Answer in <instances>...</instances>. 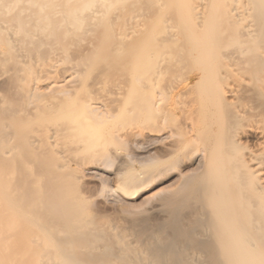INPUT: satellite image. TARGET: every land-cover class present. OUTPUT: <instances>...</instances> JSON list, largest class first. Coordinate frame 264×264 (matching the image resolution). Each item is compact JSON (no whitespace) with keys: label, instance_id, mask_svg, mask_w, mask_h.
Here are the masks:
<instances>
[{"label":"bare ground","instance_id":"obj_1","mask_svg":"<svg viewBox=\"0 0 264 264\" xmlns=\"http://www.w3.org/2000/svg\"><path fill=\"white\" fill-rule=\"evenodd\" d=\"M88 1H96L99 8L111 0H0V39L15 43L13 34H4L14 32L16 26L26 27L33 20L40 29L52 14L57 15L54 21L69 19L83 12ZM149 7L153 13L142 17L137 43L122 41L124 49L118 50L131 55L138 48L134 79L140 84L141 99L133 105L144 121L135 132H113L115 140L125 142L124 154L92 149L94 164L87 170L73 172L69 164L53 167V158L46 153L53 155L60 135L66 146L73 134L78 143L75 151L84 146L86 136L77 133L79 125L50 124L52 132L42 143L23 133L27 117L1 109L4 100L0 101V122L4 121L0 124V241L13 243L15 249L34 242L31 254L44 258V264H111L103 250L85 244L104 218L83 222L90 218L91 204L76 181L90 171L87 175L100 180L106 202L133 217L147 200L149 186L159 191L156 199L168 211L176 233L182 230L177 223L185 207L204 216L211 231L210 248L219 249L220 264H264V0H159ZM171 48L175 61L188 69L183 84L196 97V105L187 110L176 130L165 131L169 114L165 93L158 88L151 97L148 84L154 78L155 85L162 70L157 63ZM105 52L102 58L110 59L112 51ZM24 71L26 87L19 97L29 104L48 95L41 111L42 121L50 122L51 111L72 97L74 85L42 87L28 64ZM84 108L97 120L107 121L113 115L110 106L94 98L85 100ZM150 111L153 123L147 121ZM244 138L251 146H244ZM40 144L48 151L29 157L32 146ZM16 153L15 169L5 174L2 166L13 164ZM112 178L119 180L117 186ZM27 215L30 221L24 229L20 220ZM136 221L138 238L151 233L141 219ZM170 226L165 222L160 231ZM150 255L156 261L149 263L163 264L156 251Z\"/></svg>","mask_w":264,"mask_h":264},{"label":"rangeland","instance_id":"obj_2","mask_svg":"<svg viewBox=\"0 0 264 264\" xmlns=\"http://www.w3.org/2000/svg\"><path fill=\"white\" fill-rule=\"evenodd\" d=\"M155 1L159 0H111L99 8L94 5L96 1H88L86 4L89 10L85 8L83 12L69 19L54 21L57 15L52 14L40 24V29H37L33 20H29L26 27L16 26L14 32L4 34L6 37L13 34L17 39L15 43L0 39V101L4 100L1 109L26 116L27 124L23 133L35 135L41 142L52 132L49 129L50 124L56 125L66 121L75 122L79 125L77 133L86 136L84 146L81 145L75 151L78 143L72 140L73 134L69 135L66 146L63 144L64 138L60 135L61 140L54 148L53 155L46 153L47 157L53 158L50 162L53 167L69 164L73 172L78 173L82 168L87 170L94 164L92 149H99L102 152L113 151L120 156L125 153V142L115 140L113 132L121 134L142 128L143 116L137 110L138 107L133 105L135 102L138 104L141 99L140 84L134 79L139 70L138 48L135 47L131 55L121 54L118 50L124 49L122 41L137 43L141 21L144 20L142 17L152 15L147 13H153L154 8H150L149 5ZM22 37H26V40H22ZM110 50L112 51L110 59H103L102 54ZM170 51L173 49L167 52L161 63L159 62L161 65L157 63L162 70L155 65L161 70L160 75L155 77V80L157 79L155 85H152L154 78L152 84H148L151 97L160 88V91L165 93L163 102L169 108V114L163 124L165 131L176 130L177 125L184 121L187 110L194 109L196 105L194 104L196 97L188 91V85H185L188 69L179 61H175L176 54ZM27 64L34 71L39 86L74 85L72 97L51 111L50 122L42 121L44 114L41 111L50 99L48 95L41 96L29 104L19 97L26 87L23 77L26 73L24 65ZM88 98H94L110 106L113 109L112 117L102 121L88 116L84 108V101ZM147 121L148 123L154 121L151 111ZM95 134H98L97 137H94ZM91 139L94 143L90 144ZM251 143L247 138L243 139L245 147L251 146ZM43 149L45 152L48 151V147L41 144L32 146V151L28 152L29 157ZM14 158L13 164L2 166L5 174L15 169L19 153L14 154ZM70 172L72 173L71 170ZM87 174L80 175L76 181L81 194L91 204L88 210L90 218L83 222L90 224L99 216L104 218L97 232L87 236L85 244L103 250L111 264H151L149 260L156 261L151 257V251H156L162 257L163 264L221 263L219 249L210 248L211 231L206 227V219L195 210L189 207L182 210L181 221L177 223L182 230L176 233L170 226L173 220L168 211L163 209L156 199L159 191L150 190L152 186L147 187L148 197L142 203L140 213L133 217L123 212L119 206L106 202L101 193L100 180ZM111 183L117 186L119 180L112 178ZM136 218L141 219L151 230V233L142 239L135 233L138 228ZM29 219L30 216L27 215L20 220L24 229L27 228ZM165 222H169L171 228L160 231ZM13 245L0 241V264H44V258L31 254L34 242L21 249H15ZM14 251L20 255L14 256Z\"/></svg>","mask_w":264,"mask_h":264}]
</instances>
